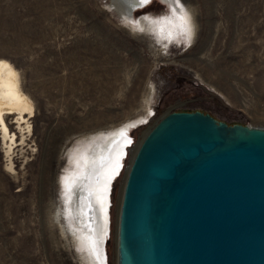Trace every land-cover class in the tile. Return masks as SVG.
Wrapping results in <instances>:
<instances>
[{"label":"rangeland","instance_id":"1","mask_svg":"<svg viewBox=\"0 0 264 264\" xmlns=\"http://www.w3.org/2000/svg\"><path fill=\"white\" fill-rule=\"evenodd\" d=\"M180 1L192 20L186 44L124 25L109 0H0V57L33 105L22 128L4 115L16 141L0 139V264H84L57 197L75 145L143 115L109 188L105 264H114L124 175L157 117L201 109L264 125V0ZM166 11L152 0L134 15Z\"/></svg>","mask_w":264,"mask_h":264},{"label":"water","instance_id":"2","mask_svg":"<svg viewBox=\"0 0 264 264\" xmlns=\"http://www.w3.org/2000/svg\"><path fill=\"white\" fill-rule=\"evenodd\" d=\"M123 5L130 14L146 6ZM124 177L114 264H264V125L169 110Z\"/></svg>","mask_w":264,"mask_h":264},{"label":"bare ground","instance_id":"3","mask_svg":"<svg viewBox=\"0 0 264 264\" xmlns=\"http://www.w3.org/2000/svg\"><path fill=\"white\" fill-rule=\"evenodd\" d=\"M129 1L109 0L107 6L111 12H117L115 14L124 25L155 31L159 38L150 35L155 41L166 43L174 39L177 43H189L193 31L192 20L182 1L179 0L178 7L175 0H159L167 11L153 18L146 14L136 18L134 13L124 12L118 7L120 4L124 7L123 4ZM21 88L17 69L6 58L0 57V139L3 142L16 141L15 130L8 129L5 113L15 116L13 122L19 128H22L20 122L24 121V114L31 113L32 101ZM142 117L125 120L94 135L86 144L75 145L68 165L56 179L60 188L57 197L63 208L60 215L66 221L68 232L72 234L77 247L81 249L84 264H105L111 205L107 208L108 201L111 203L108 190L110 187L111 191V182L122 167L126 146L132 141L129 128L141 122ZM94 182L100 186L95 185L96 188H93Z\"/></svg>","mask_w":264,"mask_h":264},{"label":"snow or ice","instance_id":"4","mask_svg":"<svg viewBox=\"0 0 264 264\" xmlns=\"http://www.w3.org/2000/svg\"><path fill=\"white\" fill-rule=\"evenodd\" d=\"M152 2V0H143V3L144 4H149V3H151ZM175 2H176V4H177V6L179 7L180 6V4H179V0H175ZM187 14L185 13V16H186ZM184 17H182V19H183Z\"/></svg>","mask_w":264,"mask_h":264},{"label":"trees","instance_id":"5","mask_svg":"<svg viewBox=\"0 0 264 264\" xmlns=\"http://www.w3.org/2000/svg\"><path fill=\"white\" fill-rule=\"evenodd\" d=\"M113 188V187H112ZM108 245V244H107Z\"/></svg>","mask_w":264,"mask_h":264},{"label":"built area","instance_id":"6","mask_svg":"<svg viewBox=\"0 0 264 264\" xmlns=\"http://www.w3.org/2000/svg\"><path fill=\"white\" fill-rule=\"evenodd\" d=\"M132 142V141H131Z\"/></svg>","mask_w":264,"mask_h":264}]
</instances>
